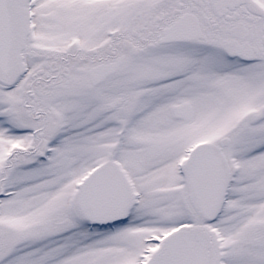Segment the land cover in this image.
<instances>
[{"label":"snow or ice","instance_id":"obj_1","mask_svg":"<svg viewBox=\"0 0 264 264\" xmlns=\"http://www.w3.org/2000/svg\"><path fill=\"white\" fill-rule=\"evenodd\" d=\"M0 264H264V0H0Z\"/></svg>","mask_w":264,"mask_h":264}]
</instances>
